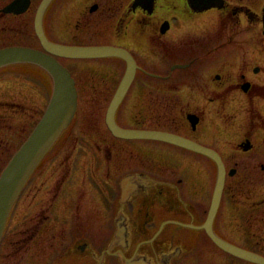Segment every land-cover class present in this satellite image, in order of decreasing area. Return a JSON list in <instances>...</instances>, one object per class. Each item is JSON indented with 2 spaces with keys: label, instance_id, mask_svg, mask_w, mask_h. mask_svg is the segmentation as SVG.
<instances>
[{
  "label": "flooded vegetation",
  "instance_id": "af4514ba",
  "mask_svg": "<svg viewBox=\"0 0 264 264\" xmlns=\"http://www.w3.org/2000/svg\"><path fill=\"white\" fill-rule=\"evenodd\" d=\"M13 1L24 9L6 11ZM40 3L0 0V47L42 50ZM41 25L55 43L126 49L134 72L114 124L209 148L224 181L213 206L210 154L109 127L123 58L55 56L74 79L76 110L11 209L0 264H261L211 233L264 257V0H51ZM28 85L42 102L29 100ZM50 85L38 65L0 68V172L43 113ZM14 88L26 102H14ZM80 89L105 96L81 102Z\"/></svg>",
  "mask_w": 264,
  "mask_h": 264
},
{
  "label": "water",
  "instance_id": "95a60500",
  "mask_svg": "<svg viewBox=\"0 0 264 264\" xmlns=\"http://www.w3.org/2000/svg\"><path fill=\"white\" fill-rule=\"evenodd\" d=\"M50 1L51 0H41L34 23L42 50L23 45L0 47V68L16 63H32L44 69L50 75L52 81L51 95L43 114L36 122L28 137L11 156L4 169L0 172V239L9 213L20 191L34 168L57 139L58 135L68 126L76 110L77 90L74 79L68 69L63 66L55 56L74 58L118 56L123 58L127 63V67L110 100L107 113V123L109 127L116 134L121 136H147L157 138L179 143L186 147L210 154L218 163V174L213 194L214 206L218 201L224 181V170L218 162V155L213 153L209 148L170 132L126 130L114 124V110L123 99L133 78L134 69L130 53L122 47L111 45L74 46L50 41L44 35L41 25L42 14ZM138 1L139 0H135V2ZM15 4L16 1L11 2L5 10L20 11L24 9L23 7L17 10L14 8ZM211 236L215 242L226 251L242 258L264 264L263 256L225 242L212 233Z\"/></svg>",
  "mask_w": 264,
  "mask_h": 264
},
{
  "label": "rangeland",
  "instance_id": "374dc122",
  "mask_svg": "<svg viewBox=\"0 0 264 264\" xmlns=\"http://www.w3.org/2000/svg\"><path fill=\"white\" fill-rule=\"evenodd\" d=\"M21 44H24V43H21ZM11 46V45H10ZM4 47V46H3ZM12 65V64H11ZM13 67H14V64H13ZM29 67H31V66H29ZM31 68H33V67H31ZM36 75H39L40 73L35 69V68H33V70H32ZM14 80H16V79H14ZM17 82H21V81H17ZM29 87L28 88H21L22 89V91L24 92V93H29L31 96H32V98H30L29 97V100L30 101H32V99L35 101V102H42V101H40L39 100V98H40V95L38 94V93H40L37 89H35V88H33V87H31L30 85H28ZM11 87H9V90H11L10 89ZM51 89H52V81H51V85H50V93H51ZM16 91H17V88H14V102H26V99H25V95H24V93L21 91L20 93H19V95H15V93H16ZM105 90H103V91H101V90H82V89H80L79 90V94H80V101L81 102H91V101H93L94 99H98V98H104V96H105V92H104ZM110 91H109V95H110ZM112 93H113V91H112ZM109 98H106V100H108ZM48 100H49V97L47 98V100L46 101H44V102H48ZM45 106H46V103H45ZM44 106V107H45ZM82 113H83V115L84 116H86V117H92L93 115L91 114V110L90 109H86V110H83L82 109ZM72 120V119H71ZM70 123V122H69ZM6 166V165H5ZM25 195V194H24ZM263 240H264V235L261 237Z\"/></svg>",
  "mask_w": 264,
  "mask_h": 264
}]
</instances>
